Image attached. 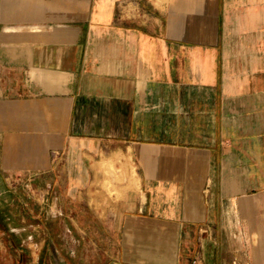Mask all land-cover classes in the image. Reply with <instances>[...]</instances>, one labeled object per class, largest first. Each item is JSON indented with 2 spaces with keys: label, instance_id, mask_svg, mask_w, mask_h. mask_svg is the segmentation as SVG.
I'll list each match as a JSON object with an SVG mask.
<instances>
[{
  "label": "crops",
  "instance_id": "obj_1",
  "mask_svg": "<svg viewBox=\"0 0 264 264\" xmlns=\"http://www.w3.org/2000/svg\"><path fill=\"white\" fill-rule=\"evenodd\" d=\"M0 227L8 264H264V0H0Z\"/></svg>",
  "mask_w": 264,
  "mask_h": 264
},
{
  "label": "rangeland",
  "instance_id": "obj_2",
  "mask_svg": "<svg viewBox=\"0 0 264 264\" xmlns=\"http://www.w3.org/2000/svg\"><path fill=\"white\" fill-rule=\"evenodd\" d=\"M0 229H2V227H0ZM2 239L4 240V238ZM10 255H14V254L10 253ZM7 259H8V256L5 253H0V264H8Z\"/></svg>",
  "mask_w": 264,
  "mask_h": 264
},
{
  "label": "built area",
  "instance_id": "obj_3",
  "mask_svg": "<svg viewBox=\"0 0 264 264\" xmlns=\"http://www.w3.org/2000/svg\"><path fill=\"white\" fill-rule=\"evenodd\" d=\"M193 264H198V262L197 261H194V263Z\"/></svg>",
  "mask_w": 264,
  "mask_h": 264
}]
</instances>
